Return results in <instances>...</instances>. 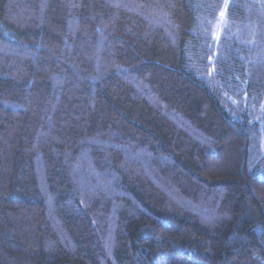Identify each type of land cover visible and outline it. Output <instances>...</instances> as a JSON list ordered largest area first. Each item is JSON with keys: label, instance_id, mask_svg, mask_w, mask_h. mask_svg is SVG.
<instances>
[{"label": "trees", "instance_id": "obj_1", "mask_svg": "<svg viewBox=\"0 0 264 264\" xmlns=\"http://www.w3.org/2000/svg\"><path fill=\"white\" fill-rule=\"evenodd\" d=\"M255 132L264 0H0V264H264Z\"/></svg>", "mask_w": 264, "mask_h": 264}, {"label": "rangeland", "instance_id": "obj_2", "mask_svg": "<svg viewBox=\"0 0 264 264\" xmlns=\"http://www.w3.org/2000/svg\"><path fill=\"white\" fill-rule=\"evenodd\" d=\"M249 166L255 169L260 176L264 175V135L253 133L249 152Z\"/></svg>", "mask_w": 264, "mask_h": 264}, {"label": "snow or ice", "instance_id": "obj_3", "mask_svg": "<svg viewBox=\"0 0 264 264\" xmlns=\"http://www.w3.org/2000/svg\"><path fill=\"white\" fill-rule=\"evenodd\" d=\"M223 15H224V13L222 12V13H221V16L223 17Z\"/></svg>", "mask_w": 264, "mask_h": 264}]
</instances>
